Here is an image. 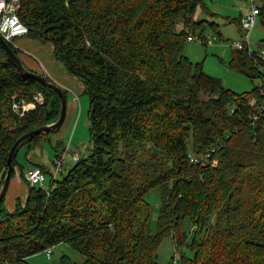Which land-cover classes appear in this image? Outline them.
I'll use <instances>...</instances> for the list:
<instances>
[{"label":"trees","instance_id":"trees-1","mask_svg":"<svg viewBox=\"0 0 264 264\" xmlns=\"http://www.w3.org/2000/svg\"><path fill=\"white\" fill-rule=\"evenodd\" d=\"M204 3L19 1L16 13L28 35L50 42L54 57L84 83L92 149L61 179L29 162L50 183L26 181L27 198L17 199L14 210L0 202V264H30L29 256L60 243L82 253L84 264H160L156 251L169 235L177 249L193 253H180V264H264V190H251L259 200L239 198L249 174L263 172L264 82L251 92L231 91L185 55L189 36L200 30L202 42L209 23L218 30L217 23L194 19ZM260 4L264 27V0ZM261 56L248 46L234 48L230 67L264 81ZM13 94L35 103L26 118L11 108ZM60 102L50 86L25 78L0 43L1 178L16 140L55 122ZM47 134L23 141L14 167L19 149L38 146ZM158 187L163 200L153 233L145 198ZM187 218L196 226L193 237Z\"/></svg>","mask_w":264,"mask_h":264},{"label":"rangeland","instance_id":"rangeland-1","mask_svg":"<svg viewBox=\"0 0 264 264\" xmlns=\"http://www.w3.org/2000/svg\"><path fill=\"white\" fill-rule=\"evenodd\" d=\"M18 3L20 0H16ZM262 0H204V6H198L195 12V20H202L205 19L209 22L217 23L218 28L217 32L214 33L213 25L209 23L206 30L203 32L204 43L201 42L199 38L200 30L197 31L196 37L197 39L188 40L185 48V55L190 58L191 61L194 62H202L204 64L205 72L213 75L217 79L219 78L223 86L225 88L231 89V91L239 92V93H246V91L251 92L255 86H260L264 81L259 79H251L247 74L239 72L238 70L233 69L230 67L231 64V57L233 53V49L236 48L234 43L240 42L241 40V28H240V19L242 20L245 15H247L251 8V2L254 4L261 5ZM183 25L181 22L178 24V28H182ZM264 27L261 23V19L257 16V24L255 25L254 29L251 30V38L248 46L251 51L256 50L257 52L264 54V47L261 45V40L264 37ZM28 40H32L34 38L30 37L29 35L25 36ZM19 39V38H18ZM16 40V45L18 46V54L23 58L25 61L27 57L35 60L37 63L44 62V57L40 58L39 55L43 54L48 58H54V53H52L53 45L50 42L43 43L38 41V45L46 46L43 49H40V52H37L35 49L23 47L19 42H24V40ZM47 47L49 48L48 50ZM42 59V60H41ZM24 66L26 67L27 64ZM29 67V66H27ZM31 68V67H29ZM35 69V68H34ZM40 73L41 71L46 72L44 67H39L35 69ZM51 78V76L49 75ZM52 80V79H51ZM54 82L60 84L56 80ZM62 89H66V97H67V104L66 107V117H64V123L61 128L56 131V133L50 132L47 134V137L39 143L35 149H26V147H21L19 150L18 157L16 159V164L19 166H29L28 157L29 153H35L41 155L42 163H45L47 166L46 169L48 171H54L55 169V159H57V155L59 152H62L66 147L65 145L70 144V148L72 150L81 153L82 156L87 155L92 149V141L91 135L89 134L90 130V120H88L89 116V103L90 98L87 93H84L83 89L79 91L72 90L70 88H66L63 84H60ZM62 90V91H63ZM14 95V94H13ZM17 102H32L30 100H25V98H21L20 100L17 99V95H14ZM22 97V96H21ZM34 98H38L39 101H44V97L41 93L36 92L34 94ZM74 102V106L72 107L71 103ZM254 102V100L252 101ZM13 106V105H12ZM11 106V108H12ZM61 106V102L59 107ZM13 109V108H12ZM34 109V108H33ZM15 110V109H13ZM61 111V107L59 108ZM25 115H20V117H25ZM60 115V114H59ZM26 118V117H25ZM18 125V122H15ZM71 142V143H70ZM56 152H58L56 154ZM5 164V174L7 172V164ZM74 162H67L64 165V170L58 173V179H61L63 175L68 172ZM16 166V172L13 171L11 177H14L19 169V166ZM27 170V169H26ZM263 172L260 170H255L254 173L249 174L247 177V182L250 183L248 188L244 189L242 195H240V199H248L251 198L259 200V198L255 197L258 190H264V167ZM28 171V170H27ZM1 173V169H0ZM48 173V172H47ZM4 174V175H5ZM25 170L21 173L24 181L27 179L24 177ZM4 175L0 177V187L2 186ZM12 179V178H11ZM51 177L47 174V179L44 182L43 186L46 187L50 183ZM11 182V181H10ZM28 182V181H27ZM252 189L256 190V193H252ZM7 195V194H6ZM162 195L161 189L155 188L154 191L150 192V194L145 198V200L150 203L153 209V217H152V230L153 233L157 231L156 227V217H157V207L162 202ZM245 197V198H244ZM6 196L3 198L2 207H6L4 203ZM16 202V201H15ZM189 218V217H188ZM186 219L184 226L189 232V237H193L192 235L195 234L196 226L193 224L191 219ZM216 221V216L212 217V222ZM172 236L163 238L158 247V251H156L157 260L160 264H180L179 257L180 253H186L188 256H192V251L187 247L184 246L182 249H177L174 245L173 240L171 239ZM199 237V236H198ZM50 250V252H49ZM46 252H41L35 254L33 256L28 257V261L30 264H65L66 258H69L71 264H84L86 262V257L75 248H72L70 244L67 243H60V245H56L52 247V250L49 249ZM49 258H48V257Z\"/></svg>","mask_w":264,"mask_h":264},{"label":"built area","instance_id":"built-area-1","mask_svg":"<svg viewBox=\"0 0 264 264\" xmlns=\"http://www.w3.org/2000/svg\"><path fill=\"white\" fill-rule=\"evenodd\" d=\"M253 1V0H252ZM252 8L250 12L243 17L241 20L242 30L241 32V40L240 42L234 43V46L238 49H244L245 46H248L251 38V30L254 29L255 25L257 24V16L260 13L259 5L254 4L251 2ZM19 8V3L16 0H0V34L2 38L10 43V45L17 46V39L24 38L29 33V28L25 24H22L18 13L16 10ZM196 36H189L190 40L197 39ZM16 39V40H15ZM204 41V40H203ZM202 41V42H203ZM18 44V43H17ZM18 47V46H17ZM249 47V46H248ZM250 49V48H249ZM251 51V50H250ZM261 57L264 58V54H261ZM13 100H15V96H13ZM39 101L38 98H36ZM43 101H39L41 104ZM33 102H22L19 103L17 101L13 102L12 108L15 109L20 115H25L28 111L34 108ZM65 149L62 152H59L57 155V159H55V169L54 171L50 172L53 179L57 178V174L61 172L64 168V165L67 162H75L80 158V153L77 151L72 150L69 145H65ZM195 161L198 160L194 158ZM193 159V160H194ZM28 170V171H27ZM25 170L24 177L27 179L28 183L31 185H41L44 187L43 184L47 179V176L43 173L40 167H30V169ZM47 187V186H46ZM50 252V250H49Z\"/></svg>","mask_w":264,"mask_h":264},{"label":"crops","instance_id":"crops-1","mask_svg":"<svg viewBox=\"0 0 264 264\" xmlns=\"http://www.w3.org/2000/svg\"><path fill=\"white\" fill-rule=\"evenodd\" d=\"M18 40H22V41L24 40V42H19V45L21 44L23 47L35 49L39 53H41L40 49H43L44 47H46V46L41 47L40 44L38 45L39 40L37 41L36 39L28 40L27 38L22 37V38H19ZM48 49L49 48L47 47L46 50H48ZM39 56H40V58L41 57L45 58L44 62L41 61V63L39 64L35 60H32L31 58L27 57L26 60L24 61L25 65L27 64V66L31 67L32 69L35 68L38 70H39V67H41V66L44 67L47 74L51 76L52 80H56L60 84H63L64 86H66V88H70L72 90L79 91V92L82 89H84V83L82 81H80V79H77L74 75H72L68 71H66L65 66L62 65V62L57 60L55 57L54 58H52V57L48 58L43 54H41ZM73 103L74 102L71 103L72 107L74 106ZM35 147L31 148V149H35ZM30 153H29V157H28V163L29 162L41 163V165H43V164L45 165V163H42L43 158L41 157L40 154H38L37 152L32 153V154H30ZM57 153L58 152H56V154ZM29 166L31 167L32 165L29 163ZM29 166H27V168L30 169ZM27 168L21 169V167L19 166V169H18L16 175L14 177H11L12 179L10 182V186L8 187V189L6 191L7 195H6V199L4 201L8 210H14L16 208V205H15L16 202L15 201H17V199H21L22 201H25L27 198L28 184L26 183V181L23 180V177L21 176V173L24 170H26ZM16 169H17V167H15V172H16Z\"/></svg>","mask_w":264,"mask_h":264},{"label":"water","instance_id":"water-1","mask_svg":"<svg viewBox=\"0 0 264 264\" xmlns=\"http://www.w3.org/2000/svg\"><path fill=\"white\" fill-rule=\"evenodd\" d=\"M0 43L2 45V47L5 50V53L8 55V58L10 59V62L13 63V65L20 71V73L26 78V77H31L37 81H39V83L41 82L44 85H48L50 86L53 90H55V92L59 95L60 99H61V111H60V115L59 117L56 118L55 122H52L50 124L47 125H43L41 128H36L33 130L28 131V133H23L20 135V137L16 140L14 146H12L10 148V152L8 154V159L6 160V164H7V172L4 175V180L2 183V186L0 188V201L3 200V198L6 196L7 194V189L10 186V181H11V175L13 174V171L15 170L14 164H13V160L15 157V153H16V149L18 146H20V144L25 141L26 139L28 140V138H30L33 135L36 134H41L43 133H56V131H58L61 126L64 123V117H66V107L65 104H67V97L66 94L62 91V87L60 84L54 82L53 80H51V78L47 75H43V74H38V72H34L28 68H25L23 65V61L22 59L18 56V54L14 53V49L12 48V46L10 45V43H8L7 41H5L2 38V35L0 34Z\"/></svg>","mask_w":264,"mask_h":264}]
</instances>
